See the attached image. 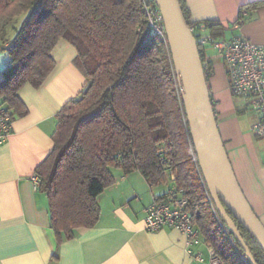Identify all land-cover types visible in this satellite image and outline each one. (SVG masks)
<instances>
[{
  "label": "trees",
  "instance_id": "16d2710c",
  "mask_svg": "<svg viewBox=\"0 0 264 264\" xmlns=\"http://www.w3.org/2000/svg\"><path fill=\"white\" fill-rule=\"evenodd\" d=\"M178 1L195 38L200 25L213 38L227 30L218 20H190L185 0ZM258 4H243L236 23ZM21 13L26 15L8 40L7 28ZM61 38L75 47V64L86 81L57 113L53 149L35 170L58 241L97 223V197L114 183L113 169L138 171L150 185L167 182L172 173L173 188L164 196L175 189L187 199L193 222L223 264H249L211 203L168 46L147 27L139 0H0V46L9 57L0 102L17 115L27 112L17 92L45 80L54 66L51 50ZM197 45L202 63L204 49ZM228 213L255 262L264 264L262 248Z\"/></svg>",
  "mask_w": 264,
  "mask_h": 264
},
{
  "label": "crops",
  "instance_id": "0c3cea01",
  "mask_svg": "<svg viewBox=\"0 0 264 264\" xmlns=\"http://www.w3.org/2000/svg\"><path fill=\"white\" fill-rule=\"evenodd\" d=\"M255 2L259 4L237 24L240 7ZM185 6L192 21L218 20L226 26L217 38L241 35L264 45V0H185ZM206 46L211 66L207 85L217 126L238 183L264 224V139L252 132L257 116L231 93L223 61L214 53L208 55ZM76 54L72 44L59 39L45 80L38 87L25 84L17 92L27 112L17 115L9 109L11 132L0 145V264H205L211 246L203 237L196 247L204 259L200 262L187 252L179 230L145 229L144 208L163 198L173 183L169 180L165 190L164 183L150 185L142 174H113L114 183L97 197V223L75 228L72 238L58 241L50 226L47 197L30 176L53 149L57 113L84 87ZM8 59L0 60V80Z\"/></svg>",
  "mask_w": 264,
  "mask_h": 264
},
{
  "label": "water",
  "instance_id": "95a60500",
  "mask_svg": "<svg viewBox=\"0 0 264 264\" xmlns=\"http://www.w3.org/2000/svg\"><path fill=\"white\" fill-rule=\"evenodd\" d=\"M196 164L211 203L249 264H257L230 212L264 251V224L253 211L235 176L221 138L198 45L178 0H155Z\"/></svg>",
  "mask_w": 264,
  "mask_h": 264
},
{
  "label": "built area",
  "instance_id": "2783aa9c",
  "mask_svg": "<svg viewBox=\"0 0 264 264\" xmlns=\"http://www.w3.org/2000/svg\"><path fill=\"white\" fill-rule=\"evenodd\" d=\"M139 6L146 18L147 27L167 44L162 15L155 0H139ZM196 41L204 49L202 67L205 76L211 71L210 58L205 54V46L209 45L226 67L231 93L244 100L257 116L252 125V132L264 139V45L255 44L241 35L230 39L213 38L202 25L196 31ZM11 123V112L0 102V145L10 134ZM169 179L174 180L172 173ZM30 180L33 186L38 188L40 178L36 173L30 176ZM187 206V199L179 191L170 190L166 196L154 199L144 208L145 229L179 230L186 238L187 252L197 261L203 262L201 252L196 249L202 242V234L193 222ZM208 252L209 259L205 264H223L212 247H208Z\"/></svg>",
  "mask_w": 264,
  "mask_h": 264
},
{
  "label": "rangeland",
  "instance_id": "374dc122",
  "mask_svg": "<svg viewBox=\"0 0 264 264\" xmlns=\"http://www.w3.org/2000/svg\"><path fill=\"white\" fill-rule=\"evenodd\" d=\"M26 15V13H21L20 15H18L12 23V27L7 28V38L8 40H10L12 38V33L15 30V27H17L20 23V21L22 20V18ZM8 42V41H7ZM4 45L0 46V60H2L3 62L6 61V58L8 57L7 52L4 51ZM212 47L207 45L206 46V53L208 55H211L212 53L216 54L215 50L211 49ZM113 174H123V172L119 169H113ZM129 174H140L138 171H133ZM163 184V183H161ZM159 186V185H158ZM164 189L166 190V188H170V182L169 180H167V182H165L163 184Z\"/></svg>",
  "mask_w": 264,
  "mask_h": 264
}]
</instances>
